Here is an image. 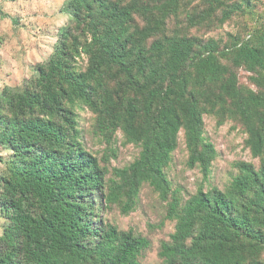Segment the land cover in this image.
Wrapping results in <instances>:
<instances>
[{
	"label": "trees",
	"instance_id": "16d2710c",
	"mask_svg": "<svg viewBox=\"0 0 264 264\" xmlns=\"http://www.w3.org/2000/svg\"><path fill=\"white\" fill-rule=\"evenodd\" d=\"M206 2V11L185 16L188 27L210 22L218 9L220 23L240 10ZM61 10L70 23L53 53L20 88L0 94V146L10 153L0 158V264H139L150 242L96 212L115 205L128 214L143 185L175 223L160 244L161 264H264V97L243 93L219 61L244 67L262 86L264 45L235 39L219 51L214 40L167 35L179 0H66ZM135 16L141 29L131 25ZM82 58L86 66L79 70ZM215 92L231 101L246 147L260 163L239 162L223 191L199 186L183 201L164 169L183 130L186 165L199 167L207 180L216 153L203 136L202 115L214 111ZM76 105L94 114L95 131L108 145L120 131L140 149L109 179L78 140Z\"/></svg>",
	"mask_w": 264,
	"mask_h": 264
},
{
	"label": "rangeland",
	"instance_id": "374dc122",
	"mask_svg": "<svg viewBox=\"0 0 264 264\" xmlns=\"http://www.w3.org/2000/svg\"><path fill=\"white\" fill-rule=\"evenodd\" d=\"M146 1L158 4L162 0ZM220 1L224 6L237 5L240 10L232 13L229 20L220 23L221 11L218 9L210 22L190 28L185 22V16L191 12L206 11L209 5L206 0H179L180 10L167 21L166 34H180L202 42L214 40L218 43L219 51L228 49L235 39L264 45V0ZM65 2L66 0H0V94L6 88H20L25 80L32 77L35 67L53 53L59 32L70 23L61 10ZM131 25L141 29L144 23L135 16ZM219 61L236 76L237 87L243 93V90H249L264 97V76L261 78L262 86H257L255 75L247 72L244 67L233 68L227 58ZM85 66L86 59H77L79 70H83ZM214 90L216 91V87ZM218 95L215 92L210 98L216 105L214 111H206L202 115L203 136L212 144L216 153L207 180L202 181L199 167L190 169L186 165L188 152L183 130L178 133L177 147L164 169L172 190H178L183 201L193 195L199 186L204 191L211 188L223 191L237 175L235 165L239 162L250 163L255 167L260 163L246 147L247 135L240 120L234 115L235 109L231 101L221 102ZM73 111L78 140L83 149L95 156L106 170V179L112 176L113 169L125 168L138 157L140 149L126 144L120 131L115 132L110 145L104 142L95 131V116L88 108L76 105ZM9 156V151L0 146V158L5 160ZM3 170V164L0 163V176L3 175ZM96 213L104 222L120 231L132 230L150 242V247L139 257V264H161L158 256L160 244L169 241L175 223L165 220V204L158 200L148 185L140 188L136 205L128 214H122L115 205L109 208L101 206ZM3 223L0 213V235Z\"/></svg>",
	"mask_w": 264,
	"mask_h": 264
}]
</instances>
